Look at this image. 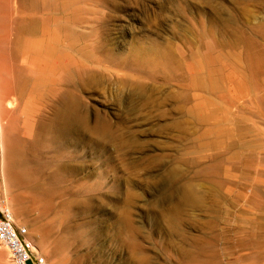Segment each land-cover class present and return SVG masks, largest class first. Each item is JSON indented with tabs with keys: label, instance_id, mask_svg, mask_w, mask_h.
<instances>
[{
	"label": "rangeland",
	"instance_id": "obj_1",
	"mask_svg": "<svg viewBox=\"0 0 264 264\" xmlns=\"http://www.w3.org/2000/svg\"><path fill=\"white\" fill-rule=\"evenodd\" d=\"M0 60L45 264H264V0H0Z\"/></svg>",
	"mask_w": 264,
	"mask_h": 264
},
{
	"label": "bare ground",
	"instance_id": "obj_2",
	"mask_svg": "<svg viewBox=\"0 0 264 264\" xmlns=\"http://www.w3.org/2000/svg\"><path fill=\"white\" fill-rule=\"evenodd\" d=\"M11 33H12V31H11ZM8 36H10V35H8ZM22 44H23V42H22ZM40 52H39V54H40ZM24 57H25V55H24ZM10 73H11V71H10ZM8 74H9V72L6 71L5 67L3 66V64L1 63V60H0V107L2 108V110H4L5 107H8L9 106L8 99H9V97L12 94H14V90H15L14 86H15V84H17V83H15L13 85L8 80ZM65 92H67V91H65ZM62 94H63V92H62ZM12 96H14V95H12ZM15 98H17V97L15 96ZM6 102H7L8 106L6 105ZM10 104H11V102H10ZM15 105H14V107H15ZM35 107H37V106L35 105ZM0 118H1L0 119V121H1L0 122V150H1L0 179L6 185H7V183L9 181H12V182L15 181V182L18 183L22 179L23 175L25 174V172H23L24 170L22 171V170H20L17 167V162L21 160V153L22 152H19V149L15 145V144H18V143L16 142L15 144H13L12 142H10V140L7 137V135H8V128H10L9 126L11 124L10 123L11 120L9 118H7V116L5 115V113H2ZM37 119H35V120H37ZM32 120H34V119H32ZM84 123H85V117L80 112L78 101L74 97H72V96H65V98L59 103V106L57 107V109L55 111L54 118H53V128H54V131L53 132L55 133L56 138L60 134H66V133H69V132H71L73 130H75V131L81 130L83 128V126H84ZM50 129L51 128H49V131H50ZM43 134H44V132H43ZM48 139L50 140V138H48ZM61 139H63V138H61ZM29 175L31 176V174H29ZM12 182H10V183H12ZM10 211H11L12 219L14 220L15 219L14 213H13V211L11 209H10ZM27 236L29 238V233H28ZM30 242L32 244V248L35 250L34 244L32 243L31 240H30Z\"/></svg>",
	"mask_w": 264,
	"mask_h": 264
},
{
	"label": "built area",
	"instance_id": "obj_3",
	"mask_svg": "<svg viewBox=\"0 0 264 264\" xmlns=\"http://www.w3.org/2000/svg\"><path fill=\"white\" fill-rule=\"evenodd\" d=\"M28 228L17 225L8 205H0V244L9 253L12 264H45L44 257L37 255L28 238Z\"/></svg>",
	"mask_w": 264,
	"mask_h": 264
}]
</instances>
